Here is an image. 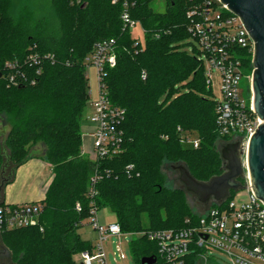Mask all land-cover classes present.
Segmentation results:
<instances>
[{"label":"trees","instance_id":"trees-1","mask_svg":"<svg viewBox=\"0 0 264 264\" xmlns=\"http://www.w3.org/2000/svg\"><path fill=\"white\" fill-rule=\"evenodd\" d=\"M129 1L134 3L131 18L144 29L143 47L123 29L121 5L110 0H52V11L29 27L12 26L9 0H0V72L5 61L29 53L47 55L24 67L27 82L21 85L10 86L0 77V168L9 170L3 186L39 142V157L52 166L44 198L37 202L42 208L39 224L0 230L11 264H76L75 254L93 248L78 233L89 218L91 202L97 212L107 208L123 233L141 234L131 241L137 264L147 256L163 264L157 244L142 232L178 229L186 218L195 221L202 214L188 206L183 190L165 185L163 164L183 163L198 181L223 171L215 146L216 102L186 29L190 1L167 0L163 12L150 8L152 0ZM55 23L57 29L49 31ZM109 39L115 41L116 64L105 69L103 81L110 102L125 110L124 139L119 154L94 163L83 153L81 140L89 100L84 60L97 43ZM237 53L242 67L252 72L248 48ZM185 132L199 140L196 148L182 146ZM95 175L92 198L89 189Z\"/></svg>","mask_w":264,"mask_h":264},{"label":"built area","instance_id":"built-area-1","mask_svg":"<svg viewBox=\"0 0 264 264\" xmlns=\"http://www.w3.org/2000/svg\"><path fill=\"white\" fill-rule=\"evenodd\" d=\"M189 1L186 29L203 58L199 61L202 65L204 62L206 64L203 69L209 89L212 70L220 75L221 97L215 101V130L219 137H229L240 145L243 188L234 192L222 204L209 206L195 221L186 218L184 227L150 230L142 234L157 244V255L163 264H188L192 257L207 261L215 259L212 254L217 251L229 257L232 264H264V203L252 192L246 168L248 141L262 121L254 113L250 85L248 99L239 93L243 67L237 53L240 48H248L252 55L253 42L240 18L220 0ZM110 2L121 5L120 20L123 29L129 30L139 23L130 16L133 2ZM114 44L113 39L97 43L84 60L85 63L94 65L98 85L97 98L89 104L91 113L86 116V121L92 126L88 135L92 139L94 163L119 154L124 139L121 125L125 119V110L110 102L103 81L105 69L116 64ZM45 58V54L29 53L22 59L5 61L0 77H4L10 86L21 85L27 82L24 67L38 64ZM38 72L39 70L36 71ZM141 78L145 79L144 72ZM182 136V144H190L193 148L198 146L199 140L195 136L187 132ZM97 178L95 175L91 180L89 196L92 198L96 194L94 185ZM76 210H80L78 204ZM41 211L42 208L37 203H4L0 205V230L37 226ZM96 214L95 205L91 202L89 220L96 234V243L91 251L76 254V260L80 264H107L103 242L110 236L119 240L123 234L116 222L99 224ZM114 247V261L124 260L120 244L116 243Z\"/></svg>","mask_w":264,"mask_h":264},{"label":"rangeland","instance_id":"rangeland-1","mask_svg":"<svg viewBox=\"0 0 264 264\" xmlns=\"http://www.w3.org/2000/svg\"><path fill=\"white\" fill-rule=\"evenodd\" d=\"M52 0H9V5H8V17L10 18L11 25H15L20 23L21 26L23 27H29L31 24L34 23V21L39 18L40 16H44L46 12L52 11ZM81 0H75L76 3H79ZM166 6V1L165 0H152L150 2V8L153 11L156 12H163L165 10ZM46 11V12H45ZM49 17L46 19L48 21ZM47 23V22H46ZM46 26V24H45ZM56 23L50 28L49 31L56 30L57 28ZM40 28V27H39ZM129 33L131 35L132 39H135L142 47L145 43V35L142 29V26L137 23L136 25L132 26L129 28ZM189 50V49H188ZM197 59L198 60H203L201 55L197 53ZM86 67V76H87V84H88V92H89V100H88V105L85 108L84 114H83V119L80 124L81 132L83 133L82 136V150L88 156L90 160L94 159V153L92 149V139L88 135L90 132V127L91 125L86 121V116L90 115L91 109L89 107V104L91 101L96 100L97 95H98V85H97V76H96V69L94 65L85 63ZM206 67V64L204 62L203 68ZM251 73L252 72H246L244 68H242V78L239 83V93L242 94L246 99H248V94H249V85H250V78H251ZM211 84H210V93H211V98L215 101L219 100L221 97V91H220V75L216 70H212L211 72ZM3 133L7 131V128H3ZM194 137V136H193ZM230 139L229 137H219L216 141V149L219 151L220 147L228 142ZM238 142V141H237ZM181 143V142H180ZM182 146L185 147H191L190 144H182ZM238 158L241 162V148L240 145L238 144ZM43 152V146L39 142L32 146L29 149L30 155H41ZM178 164L182 165L185 167L187 170L188 168L180 162H173V163H168L165 162L163 164V174L165 176V185L170 188H179L180 190H183L185 197H186V202L188 206L192 209L193 212L196 213H203L205 209L208 208V206L213 205L211 204H200L197 203L194 200V197H192L188 192H186L184 185H181V182L178 178L179 170L177 168ZM222 167L224 169V164L222 163ZM4 167L2 166L0 168V185L3 183V181L7 180L9 178V170H7V167H5V171L3 170ZM189 171V170H188ZM190 173V172H189ZM220 175V174H219ZM238 181L240 182L241 185L244 183V178L243 174L238 177ZM232 192V191H231ZM97 220L99 224L101 225H107L110 222H115V216L107 209V208H101L97 212ZM78 233L80 234V237L83 240L89 241L92 245L96 243V234L94 230L92 229L90 225V220L85 219L82 222V226L78 229ZM1 234V233H0ZM140 236L139 233H123L118 240L116 237H108L104 242H103V247H104V252L107 260V264H137L133 254L131 252V241L133 239H136ZM119 243L120 247L125 255L124 260H117L114 261L115 254H114V249H115V244ZM4 251L6 256L1 257L0 256V263L3 264H11L9 255L10 251L8 248L5 246L3 243L1 236H0V252ZM212 256L216 259V261L219 264H232L231 259L224 254L220 252H213ZM76 254L74 255V260L76 264H80L76 260ZM197 262H202L203 264L209 263L208 261H197ZM195 262V264H197ZM189 264H192L191 261Z\"/></svg>","mask_w":264,"mask_h":264},{"label":"water","instance_id":"water-1","mask_svg":"<svg viewBox=\"0 0 264 264\" xmlns=\"http://www.w3.org/2000/svg\"><path fill=\"white\" fill-rule=\"evenodd\" d=\"M222 4L236 14L252 42V73L250 87L252 106L256 116L262 121L250 137L246 151V168L249 175L251 190L264 203V0H220ZM231 142H228L230 144ZM238 145L239 143H233ZM228 162L225 171L207 181H198L183 167L180 176H184L186 192L196 195L201 204L220 205L230 196L243 188L238 177L243 174L239 158L221 155ZM181 179V178H180ZM209 207V206H208ZM154 256L142 257L140 264H155Z\"/></svg>","mask_w":264,"mask_h":264},{"label":"crops","instance_id":"crops-1","mask_svg":"<svg viewBox=\"0 0 264 264\" xmlns=\"http://www.w3.org/2000/svg\"><path fill=\"white\" fill-rule=\"evenodd\" d=\"M91 129L92 126L90 131ZM81 134L82 140L83 133ZM51 178V164L39 155H32L15 169L12 180L2 187L0 198L9 205L40 202Z\"/></svg>","mask_w":264,"mask_h":264},{"label":"flooded vegetation","instance_id":"flooded-vegetation-1","mask_svg":"<svg viewBox=\"0 0 264 264\" xmlns=\"http://www.w3.org/2000/svg\"><path fill=\"white\" fill-rule=\"evenodd\" d=\"M228 142H231V143L228 144ZM228 142H226L225 144H223V145L220 147V149H219V154H220V157H221L222 163L224 164V169H223L222 173L225 171V167H226V165L228 164V162H227L226 160H224L223 157H222L221 155L230 156L231 158H232V157H235V158L238 159V153H239V151H238V145L233 144V143H236V140H229ZM179 166H180V164H178V166H177V168H178V170H179V174H180V168H179ZM222 173H221V174H222ZM178 178H179V180H180V182H181V185L183 186V185L185 184V183L183 184V182H185L184 176L182 175V177H181V176L179 175ZM180 178H181V179H180ZM3 182H4V181H3ZM184 186H185V185H184ZM2 187H3V183L0 185V194H1V191H2ZM189 194H190L192 197H194V200H195L197 203H199L195 194H193V193H191V192H189ZM200 204H201V203H200ZM0 256H1V257L6 256L5 252H4V251H1V252H0ZM0 264H3V263H0Z\"/></svg>","mask_w":264,"mask_h":264}]
</instances>
